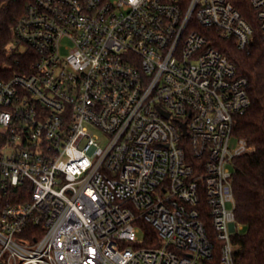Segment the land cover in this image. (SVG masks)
Returning <instances> with one entry per match:
<instances>
[{"label": "built area", "instance_id": "built-area-1", "mask_svg": "<svg viewBox=\"0 0 264 264\" xmlns=\"http://www.w3.org/2000/svg\"><path fill=\"white\" fill-rule=\"evenodd\" d=\"M235 1L26 2L0 78V264H209L215 244L234 264L250 100L212 43L250 46Z\"/></svg>", "mask_w": 264, "mask_h": 264}, {"label": "trees", "instance_id": "trees-1", "mask_svg": "<svg viewBox=\"0 0 264 264\" xmlns=\"http://www.w3.org/2000/svg\"><path fill=\"white\" fill-rule=\"evenodd\" d=\"M28 1L0 4V78L19 73L24 64L21 59L19 65H15L16 56L8 55L6 48L12 41L11 28L23 14ZM235 6L253 29L250 46L240 50L231 40L216 39L212 43L234 65L238 77L246 79L250 100L248 109L237 117L233 128V135L244 140L251 151L235 158L231 167L234 215L243 228L232 235L231 241L234 264H264V40L249 0H236ZM143 232L149 242L142 246L156 247L155 232L147 226ZM218 256L215 244L209 264H217Z\"/></svg>", "mask_w": 264, "mask_h": 264}, {"label": "rangeland", "instance_id": "rangeland-1", "mask_svg": "<svg viewBox=\"0 0 264 264\" xmlns=\"http://www.w3.org/2000/svg\"><path fill=\"white\" fill-rule=\"evenodd\" d=\"M232 143L235 144V142L232 140ZM242 231H243V228H242Z\"/></svg>", "mask_w": 264, "mask_h": 264}]
</instances>
